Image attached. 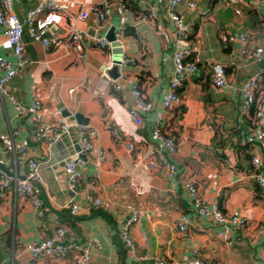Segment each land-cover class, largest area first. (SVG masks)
I'll use <instances>...</instances> for the list:
<instances>
[{
	"label": "crops",
	"instance_id": "0c3cea01",
	"mask_svg": "<svg viewBox=\"0 0 264 264\" xmlns=\"http://www.w3.org/2000/svg\"><path fill=\"white\" fill-rule=\"evenodd\" d=\"M10 1L19 20L35 7L34 0ZM55 1L65 3L66 10L42 13L35 28L49 25L46 35L61 39L80 31L81 51L44 50L24 33L25 64L7 90L22 105L38 100L46 124L60 119L70 128L54 144H29L28 128L16 118L7 98L0 97V158L18 176L25 175L28 159L36 160L40 180L34 190L45 209L38 218L25 199L15 198L10 190L0 194V264H73L72 252L35 260L23 251L26 244L49 237L58 226L69 229L67 242L88 245V264H153L156 259L174 262L193 257L211 264H264V200L250 177L252 158L264 170V142L251 141L253 113L243 122L238 90L246 78L256 75L255 104L264 114V53L256 60L240 54L241 49H264V4L194 0L191 10L180 4L176 12L188 33L177 41L174 26L156 0H122L124 20L117 0ZM102 3L110 9L103 23L90 11L86 19L79 18L80 11ZM151 5L153 19L147 10ZM240 35L245 36L244 43L238 40ZM97 38L111 51L98 48ZM176 47L188 49L187 61L196 65L197 73L176 91L181 104L164 112L165 134L181 140L169 157L176 169L169 176L156 159L151 119L172 78L170 56ZM0 57L14 62L1 28ZM120 57L132 62L118 65L117 73L105 72L102 78V70ZM212 64L223 67L227 84L222 91L211 85ZM121 76L134 78L152 105L140 126L129 116L134 99ZM77 127L94 134V152L79 155L78 181L69 188L63 163L79 150ZM23 145L28 149L21 159L18 149ZM126 145L139 153L128 154ZM95 152H100L102 162ZM146 163L153 164V170L146 169ZM187 180L204 203L215 204L223 214L244 217L245 227L229 230L228 241H221L212 220L195 214L183 187ZM88 193L101 201V208L84 205ZM71 203L80 206L76 216L68 212ZM128 208L137 214L135 223H127L133 216ZM179 217L185 220L183 232L177 229Z\"/></svg>",
	"mask_w": 264,
	"mask_h": 264
},
{
	"label": "built area",
	"instance_id": "2783aa9c",
	"mask_svg": "<svg viewBox=\"0 0 264 264\" xmlns=\"http://www.w3.org/2000/svg\"><path fill=\"white\" fill-rule=\"evenodd\" d=\"M264 4V0H258ZM35 7L28 10L24 18L19 20L12 9L10 0H0V28L5 43L9 47L14 62L11 63L6 59L0 57V97H5L12 105L16 118L22 120L23 124L28 128L26 142L29 144L46 143L48 145L57 142L63 135H66L70 126L63 120H57L55 124H46L44 122V114L41 110V104L38 100L31 102L28 105L20 104L7 90L8 82L14 78L25 64L24 58V43L23 35L26 33L31 41L39 43L44 50L57 49L59 47H71L75 52H80L82 49V33L71 31L66 38H58L54 35L47 36L50 31V26L42 24L35 28L34 24L38 16L44 12L53 13L58 11H65L67 6L65 3H57L55 0H34ZM156 4L163 5L165 17L174 26L176 32V40L179 41L185 34L188 33V26L183 22L182 17L176 12V8L180 4L191 10L194 7V0H156ZM117 8L121 13L123 20L125 19L126 8L122 0H117ZM150 18H154L155 6L148 7ZM88 11L96 15L97 20L103 23L109 14V6L107 3L91 6L87 11L79 12V18L86 19ZM235 14L238 11L235 10ZM245 36L240 35L238 40L241 43L245 42ZM94 43L98 48H107L111 51V46L103 39L97 38ZM264 53V49L257 47L252 52H246L244 49L240 50V54L250 57L253 60L259 59ZM189 51L185 47H176L170 56L172 66V78L168 82L167 89L159 104V111H154L152 116V131L155 141L157 142V150H155L156 159L164 165L167 174L172 176L175 174V166L169 162L171 157L181 144V140H175L170 135L165 134V116L164 112L171 110L172 107L181 104L182 99L177 94V90L185 84L186 80L197 73V68L194 63L187 61ZM119 65L123 63H131V59L123 57L118 58ZM108 69V68H106ZM100 76L106 78L105 70L103 69ZM124 81L128 87L133 99L134 109L129 111V116L135 125L142 124L141 117L152 111V105L146 101V98L141 92L140 86L134 78L129 76L119 77ZM226 78L223 67L219 64H212L211 66V85L217 91H222L226 88ZM257 84V76L252 75L246 78L241 86L238 88L241 95L240 112L243 122L248 120L250 109L253 107V114L251 117V131L253 136L252 142H264V114L258 109L255 104V89ZM116 90L119 86L114 87ZM251 131L248 133L251 134ZM17 135V132H13ZM94 134L91 132L82 131L77 127L76 141L78 144V152L66 158L63 163V174L66 182L71 188L78 181V168L80 165L79 155L87 152H94L92 147V139ZM27 145H23L18 149L20 158L23 159L27 153ZM128 154L139 153L140 150H133L130 145L125 146ZM7 151L4 150V154ZM163 152V154L161 153ZM95 158L98 162H102L103 158L100 152H95ZM252 171L250 177L258 189L260 197L264 200V170L262 164L257 158H252ZM145 168L153 170V164L146 163ZM40 180L39 167L36 160L28 159L26 161L25 175L18 176L15 172L6 168L5 163L0 158V194L6 191H11L15 198L25 199L32 206L36 216L41 218L45 209L34 190V184ZM183 187L191 202V206L197 216L202 218H209L219 228L218 238L224 243L228 241L229 230L242 229L246 225L244 217L238 214H223L219 208L213 203H204L198 194V190L190 181H184ZM84 205L88 208L99 209L102 207L101 201L88 193L85 198ZM68 212L72 216H76L80 212V206L76 203H71L67 206ZM130 211L131 208H128ZM134 211V210H133ZM132 213V217L128 218L127 223H135L137 221V214ZM185 228V220L179 217L177 222V229L183 232ZM264 228V225H263ZM69 229L64 226H58L49 237L41 239L37 243L26 244L23 251L27 253L32 259H53L64 256L67 252L73 254V264H88V245L75 244L67 242L66 237ZM123 239L128 246L131 247L130 242L123 233ZM153 264H211L210 262L200 260L196 257L185 259L181 261L165 262L160 259L154 260Z\"/></svg>",
	"mask_w": 264,
	"mask_h": 264
},
{
	"label": "water",
	"instance_id": "95a60500",
	"mask_svg": "<svg viewBox=\"0 0 264 264\" xmlns=\"http://www.w3.org/2000/svg\"><path fill=\"white\" fill-rule=\"evenodd\" d=\"M112 31H113V30H111V33H110V35H109L110 37L107 38L108 41H112ZM118 65H119L118 60L113 59L112 62H111L110 68L107 69V70H105L106 74H110V73H114V72H116L117 69H118ZM118 70H119V69H118ZM116 73H117V72H116ZM67 115H68V114H62L63 117H66ZM78 117H79L78 115H74V116H73V119L76 120L77 124H79V119H78Z\"/></svg>",
	"mask_w": 264,
	"mask_h": 264
},
{
	"label": "trees",
	"instance_id": "16d2710c",
	"mask_svg": "<svg viewBox=\"0 0 264 264\" xmlns=\"http://www.w3.org/2000/svg\"><path fill=\"white\" fill-rule=\"evenodd\" d=\"M126 33V32H125ZM189 60V59H188ZM189 62V61H188ZM253 113V107L250 109V114Z\"/></svg>",
	"mask_w": 264,
	"mask_h": 264
}]
</instances>
